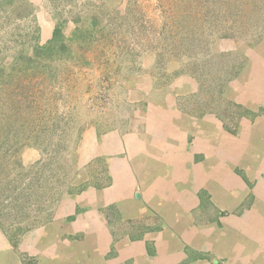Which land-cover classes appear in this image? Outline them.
Masks as SVG:
<instances>
[{"label": "crops", "instance_id": "0c3cea01", "mask_svg": "<svg viewBox=\"0 0 264 264\" xmlns=\"http://www.w3.org/2000/svg\"><path fill=\"white\" fill-rule=\"evenodd\" d=\"M244 57L222 94L234 117L197 109L181 75L138 89L127 128L87 131L84 188L16 248L0 233V264H264V43Z\"/></svg>", "mask_w": 264, "mask_h": 264}, {"label": "rangeland", "instance_id": "374dc122", "mask_svg": "<svg viewBox=\"0 0 264 264\" xmlns=\"http://www.w3.org/2000/svg\"><path fill=\"white\" fill-rule=\"evenodd\" d=\"M24 3L19 9L17 0H0V191L4 194L20 183L22 172H33L47 159L54 143L74 150L71 162L78 174L74 156L85 133L100 134L115 125L127 128L133 111L142 108V103L132 102L140 88L165 87L178 76L189 75L199 84V96L189 98L199 99V109L211 99L203 85L221 73L224 60L233 65L246 59V51L257 43H264V32L255 28L264 20V0L257 7L253 0ZM58 21H65L62 35L67 48L60 57L40 60L33 50L51 39ZM77 28L84 32H75ZM230 43L237 45L234 50H226ZM220 53L229 56L219 58ZM211 55L215 57L209 67L204 63ZM5 204L0 200V214L6 212ZM6 222L0 225L3 235L10 227Z\"/></svg>", "mask_w": 264, "mask_h": 264}, {"label": "trees", "instance_id": "16d2710c", "mask_svg": "<svg viewBox=\"0 0 264 264\" xmlns=\"http://www.w3.org/2000/svg\"><path fill=\"white\" fill-rule=\"evenodd\" d=\"M72 1L74 0H65V3L68 5ZM17 2L19 3V9L24 8L26 5L24 0H17ZM262 2L263 0H253L254 6L257 3L262 5ZM79 19L78 17L74 21L77 22ZM65 21L57 22L51 39L43 46H35L33 55L40 58V60H49L53 57L62 56V53L67 48L65 38L62 35V28ZM94 25L93 22L91 26ZM255 28L260 33L264 32V20H259ZM75 32L84 31L77 28ZM262 39L263 36H260L257 42ZM228 56L229 54L220 53L219 58H228ZM214 57V55L209 56L204 64L210 67L211 65L208 63ZM243 60L245 61L244 58H240L238 61L235 60L236 62L234 61L233 65L228 64V60H224V64L220 68L221 73L209 80L207 86L203 85V89L205 87L206 91L205 94H209L211 99L209 103H203L201 105L199 108L201 111L214 112L219 117L220 114H224V118L234 117L236 115L234 113L238 114L241 111L239 105L231 102L226 103L222 98V94L227 82L236 77L241 70ZM80 132L81 130L78 132V139H80ZM51 145L50 152L48 150L46 152L49 154L46 156L47 159L39 162V168L35 166L33 172H26L24 175L22 172L21 175L23 177L19 180L20 183L12 187L8 194L2 193V190L0 191L1 202H6V212L0 214V225L7 223L6 221L9 222L8 225L10 227L7 230L5 229L4 232L14 248H16L20 237L24 233L51 221L54 210L63 196L78 193L84 188V185H75L74 180L77 175V170H74V165H72L73 161L71 162V154L74 150L69 151L67 148H62L59 143ZM26 178L28 181L24 182Z\"/></svg>", "mask_w": 264, "mask_h": 264}, {"label": "bare ground", "instance_id": "6f19581e", "mask_svg": "<svg viewBox=\"0 0 264 264\" xmlns=\"http://www.w3.org/2000/svg\"><path fill=\"white\" fill-rule=\"evenodd\" d=\"M218 192V191H217ZM218 194H219V192H218Z\"/></svg>", "mask_w": 264, "mask_h": 264}]
</instances>
